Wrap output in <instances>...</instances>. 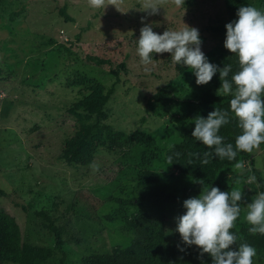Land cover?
<instances>
[{"label":"rangeland","instance_id":"1","mask_svg":"<svg viewBox=\"0 0 264 264\" xmlns=\"http://www.w3.org/2000/svg\"><path fill=\"white\" fill-rule=\"evenodd\" d=\"M153 4L161 7L156 14L146 10ZM63 8L72 21L61 16ZM226 21L224 0H184L179 7L173 0H104L100 8L88 0H0V217L17 221L23 244L56 250L49 217L62 230L65 264H101L132 245L145 213L164 218L168 242L180 241L176 217L185 213L186 199L134 206L113 200H140L147 188L142 182L180 191L195 186L196 197L203 187L220 188L235 177L231 190L243 192L235 227H251L246 203L262 191L264 146L240 160L239 174L230 167L204 185L178 174L167 152L183 141V128L203 116L205 94L216 96L220 81L197 85L190 68L173 65L170 53L153 54V63L143 65L136 52L144 24L158 34L186 24L199 30L202 51L219 65L234 54L210 28ZM114 84L98 118L77 109ZM87 133L80 162L63 160L68 144ZM256 252L254 259L264 261ZM61 258L57 251L46 264Z\"/></svg>","mask_w":264,"mask_h":264},{"label":"clouds","instance_id":"2","mask_svg":"<svg viewBox=\"0 0 264 264\" xmlns=\"http://www.w3.org/2000/svg\"><path fill=\"white\" fill-rule=\"evenodd\" d=\"M173 2L179 7L184 0ZM88 3L93 8L104 6V0H88ZM160 8L153 4L146 10L156 14ZM236 17L225 25L224 40V48L237 58L239 67L235 72L231 64L219 67L211 63L201 49L199 30L185 23L180 29L168 28L162 34L154 32L153 25L144 24L136 39V52L143 65L153 63V54L170 53L173 65L190 68L197 85L208 84L219 73L221 84L217 95L231 97L229 108L232 118L238 121L240 133L234 145L225 143L220 130L230 123L229 111L215 108L206 118H194L191 136L210 150L203 153L204 164L208 163V157L235 161L232 171L239 174L245 165L236 160L238 152L251 153L264 143V10L246 4L238 8ZM90 167L93 172L99 170L96 163ZM193 182L204 185V180ZM242 199V191H222L216 186L203 187L198 196L186 199L183 202L186 211L176 217L175 228L182 244L197 246L199 257L210 255L211 264H254L257 252L253 246L239 243L237 249L231 248L237 242V234L231 230L240 216ZM244 218L251 225L249 233L264 235V191H258L246 203ZM177 247L185 251L184 247Z\"/></svg>","mask_w":264,"mask_h":264},{"label":"trees","instance_id":"3","mask_svg":"<svg viewBox=\"0 0 264 264\" xmlns=\"http://www.w3.org/2000/svg\"><path fill=\"white\" fill-rule=\"evenodd\" d=\"M224 2L227 8V21L210 28L214 34L224 40L226 38L225 25L237 18L236 13L240 6L251 4L264 10V0H224ZM60 14L67 22L72 21L66 12V8L61 9ZM225 64H231L233 72L238 70V61L235 55L223 61L218 66L223 67ZM113 74L118 79L119 72L114 71ZM214 77L219 79V73ZM114 88L115 84L107 94H103L102 92L93 93L83 100L77 106V109L83 110L89 115L98 118L102 114L103 107L113 94ZM230 98V96L226 95L215 96L205 94L204 102L206 110L204 111L203 117L206 118L215 108L229 111L230 123L221 128L220 135L225 138V143H233L234 145L235 137L240 133V129L238 127V121L232 118V113L229 108ZM194 127L195 124L193 123L183 128V141L167 152V160L178 174L195 180H204V183H211L219 176L223 175L224 171L232 167L235 161L229 162L226 159L221 160L218 157H208V163L204 164L203 153L210 150L203 144L195 141L191 136ZM89 141L90 138L87 133L77 141L69 143L63 152L62 159L69 164L80 162L83 154L87 151ZM261 146H264V143L259 147ZM241 159L245 161L250 160L251 153L238 152L236 160L240 161ZM234 180L235 177H233L230 182L221 185V190L230 191L233 187ZM259 182L261 183L260 180ZM142 184L147 186V188L146 190L143 189L144 195L140 200H113L121 206H134L137 203L142 204L146 200H154L159 205H165V203H176L182 199L191 198L198 193L195 186L187 187L180 191L173 190L168 186H164L163 188L155 187V182H142ZM261 189L264 191V181L262 182ZM39 215L46 217L43 213ZM46 220L49 223L50 231L54 234L56 250L49 247L23 244L20 227L17 221L9 214L0 217V262L14 264H46L50 259L54 258L57 251H59L62 254L60 264H65L66 254L63 252L64 241L62 230L57 227L54 221L49 217H46ZM133 229L137 234V239L132 245L118 255L108 256L107 259L101 261V264H211L210 255L205 254L202 258L199 257V248L197 246L187 247L182 244L181 240L176 243L168 242L164 227V218L161 216H157L154 213H145L138 225ZM248 229L238 230L234 226L231 231L236 232L237 242L231 245V248L237 249L239 243H248L253 246L256 251L264 253V235L251 234ZM240 236H243V238H240ZM177 245L184 247L185 251L181 252ZM150 249H152L150 254H144L145 250L148 251ZM254 264H264V261L261 259L260 261H256L254 259Z\"/></svg>","mask_w":264,"mask_h":264}]
</instances>
